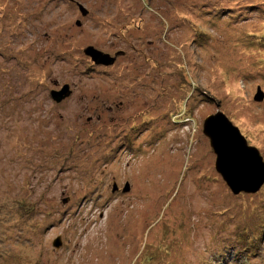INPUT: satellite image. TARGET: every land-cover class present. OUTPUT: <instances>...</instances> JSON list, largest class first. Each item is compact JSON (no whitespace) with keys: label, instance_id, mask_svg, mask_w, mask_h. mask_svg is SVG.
Returning a JSON list of instances; mask_svg holds the SVG:
<instances>
[{"label":"rangeland","instance_id":"rangeland-1","mask_svg":"<svg viewBox=\"0 0 264 264\" xmlns=\"http://www.w3.org/2000/svg\"><path fill=\"white\" fill-rule=\"evenodd\" d=\"M263 42L264 0H0V264H264L204 134L264 159Z\"/></svg>","mask_w":264,"mask_h":264},{"label":"water","instance_id":"water-1","mask_svg":"<svg viewBox=\"0 0 264 264\" xmlns=\"http://www.w3.org/2000/svg\"><path fill=\"white\" fill-rule=\"evenodd\" d=\"M81 12H87L81 7ZM85 54L91 58L94 64L111 66L116 59L104 54L93 47H89ZM69 88L62 92L52 93L53 99L60 103L70 96ZM264 94L261 90L256 96L257 101H262ZM204 134L209 138L212 149L216 154V168L224 181L234 194L241 192L255 194L264 186V159L259 150L250 146L241 130L230 121L222 112L211 115L204 122ZM117 190V187H115ZM130 191L127 184L124 193ZM62 246L61 238L54 242V247Z\"/></svg>","mask_w":264,"mask_h":264},{"label":"trees","instance_id":"trees-1","mask_svg":"<svg viewBox=\"0 0 264 264\" xmlns=\"http://www.w3.org/2000/svg\"><path fill=\"white\" fill-rule=\"evenodd\" d=\"M260 40H261V39H260ZM263 45H264V42H263ZM180 106L183 107L182 104H181ZM263 213H264V212H263ZM256 214H257V213H256ZM257 216H258V217L260 216V217L263 218L264 215H262V214H257ZM238 244H239V242H238ZM239 245H240V244H239ZM236 253L240 254L241 252H240V251H237Z\"/></svg>","mask_w":264,"mask_h":264}]
</instances>
